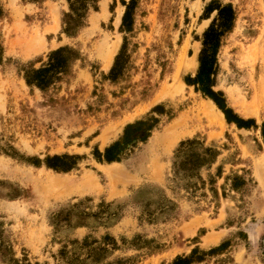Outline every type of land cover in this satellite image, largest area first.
<instances>
[{
    "label": "rangeland",
    "instance_id": "obj_1",
    "mask_svg": "<svg viewBox=\"0 0 264 264\" xmlns=\"http://www.w3.org/2000/svg\"><path fill=\"white\" fill-rule=\"evenodd\" d=\"M261 79L264 0H0V264H264Z\"/></svg>",
    "mask_w": 264,
    "mask_h": 264
},
{
    "label": "trees",
    "instance_id": "obj_2",
    "mask_svg": "<svg viewBox=\"0 0 264 264\" xmlns=\"http://www.w3.org/2000/svg\"><path fill=\"white\" fill-rule=\"evenodd\" d=\"M209 57L211 59L208 60V61L203 59L202 64H201V70H200L199 74L197 75L196 81L203 85V90L207 94H209L211 97L215 98V93L213 91H211L205 85L209 81V76H210L211 70L213 68V56L210 54ZM215 100H216V98H215ZM216 101L223 109H225L226 116H227L228 120H230V121L234 120L235 118L232 117V115L230 114L229 110H227L225 104L224 103H220L218 100H216ZM237 122H241V120H237ZM132 127H134V125H129L127 127L124 141H121V142L117 141V142L113 143L109 148H107L106 153H105V158L107 160L113 161V160H116V159L119 158L123 146L125 144H127V142L130 139V136H129L130 134H128V132H129V130ZM262 134H263V137H264V125H263Z\"/></svg>",
    "mask_w": 264,
    "mask_h": 264
},
{
    "label": "bare ground",
    "instance_id": "obj_3",
    "mask_svg": "<svg viewBox=\"0 0 264 264\" xmlns=\"http://www.w3.org/2000/svg\"><path fill=\"white\" fill-rule=\"evenodd\" d=\"M194 67H196V62H192L189 65L190 69H194ZM259 90H264V79H261V81L259 82ZM229 95H231V92H228ZM233 99V98H232ZM231 99V100H232ZM236 102V101H235ZM260 104L261 106H264V94L262 97H260V99L258 100V102H255V104L253 105H246V104H236V106L238 107V111L243 115V116H248L251 114H255L256 113V108H257V104ZM203 108L205 111L210 112V113H214L215 112V107H214V103L212 101H208L205 105H203ZM258 117V115H257ZM223 118V117H222ZM106 133V132H105ZM103 136V135H102ZM101 136V137H102ZM108 136V135H107ZM108 138L106 136L102 137V142L103 143H107Z\"/></svg>",
    "mask_w": 264,
    "mask_h": 264
}]
</instances>
